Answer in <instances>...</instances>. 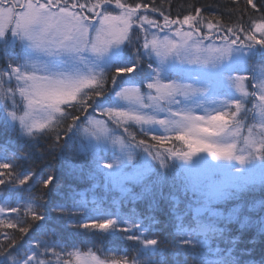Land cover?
I'll list each match as a JSON object with an SVG mask.
<instances>
[{
	"label": "snow or ice",
	"instance_id": "snow-or-ice-1",
	"mask_svg": "<svg viewBox=\"0 0 264 264\" xmlns=\"http://www.w3.org/2000/svg\"><path fill=\"white\" fill-rule=\"evenodd\" d=\"M232 3L241 15L253 10L247 27L193 6L173 18L156 0H0V125L18 145L10 153L0 146V264H164L155 215L89 200L98 183L74 193L71 206L50 199L56 174L24 166L32 161L25 145L44 136L67 158H83L81 172L102 177L105 188L127 193L125 184H141L152 212L165 187L198 194L189 223L173 212L176 264H189V253L194 264H251L236 255L238 238L225 248L209 244L233 222L264 237V216L241 218L242 204L227 217L212 207L264 189V6ZM257 208L264 211V200L247 211ZM60 225L113 244L69 248ZM117 240L132 242L136 255Z\"/></svg>",
	"mask_w": 264,
	"mask_h": 264
},
{
	"label": "trees",
	"instance_id": "trees-1",
	"mask_svg": "<svg viewBox=\"0 0 264 264\" xmlns=\"http://www.w3.org/2000/svg\"><path fill=\"white\" fill-rule=\"evenodd\" d=\"M148 2H151V0H148ZM254 2H256L258 6H264V0H254ZM169 4L171 7H169ZM156 6H162L165 14L170 13L173 18H176L177 15L182 16L183 14H187L191 11L190 6L205 8L210 10L212 14L221 16L226 25L240 23L244 24L245 27H247L249 17L254 14L253 10L249 7L248 10L241 15V13L236 10V6L232 3V0H166V2L165 0H156ZM244 7L245 0H240V8ZM208 14L209 12L206 11L205 15ZM255 15H259V13H255ZM160 19L162 21V18ZM19 51V45L15 48H9V52L13 55ZM4 65L5 60L2 53H0V67H3ZM93 115L99 117L98 113H94ZM64 127V125H61V144L67 138L63 131ZM81 138L82 133L78 132L73 139L79 143ZM83 138L86 139V137ZM139 138L143 137L140 136ZM148 139L150 140V138ZM69 143L71 144V142ZM0 146H7L9 153L14 148L18 147L15 142L14 134L3 128L2 125H0ZM25 150L32 154V161L24 163L25 167H35L38 170L40 168H45L46 171L54 172L58 177L56 181L58 191L54 192L50 197L54 203L58 202L71 206L74 193L83 192L84 190L91 188L93 183H98L99 187L88 193L89 200L93 197L102 199L105 207H119L122 202L123 211L125 212L135 209L136 212L143 213L144 215H155L159 223L153 225V235L158 236L165 242L162 248V257L158 255V258H162L164 264H176V258L173 254L177 249L175 248L173 241L176 238L175 225L177 221L173 212L185 215V223H189L191 212L188 205L192 203L193 207L198 206L194 203L198 198V194H193L191 191L185 192L179 187L175 189L165 187L164 199L161 200L157 193V206L155 211L152 212L149 210L151 197L144 194V188L141 184L134 182L125 184V187L130 190L127 193L122 192L119 187H113L112 185L105 188L102 177H97L95 180L90 179L88 175L89 170L86 167L84 168V171L81 172L79 166L85 163L83 158H67V153L62 155L60 147L54 145V139L52 136L41 137L36 142L35 147L25 145ZM137 151L140 150L138 149ZM109 155L111 154L109 153ZM128 171L132 172V169L129 168ZM179 183L180 181L178 180L177 184L179 185ZM40 191H43V189L37 190V192ZM138 195L140 198H136ZM172 197H175L179 203L177 204L176 200H173ZM238 197L239 198H227L225 201L219 203V205L212 207L221 212L224 217H227L237 204H242L245 211L241 214V218H243L244 215H247L252 220H257L261 216H264V211H260L258 208L256 211H247L249 205L264 200V189H261L259 185L241 192L238 194ZM46 199H48V197H46ZM199 199L202 204L203 198L199 197ZM202 219L207 221L210 218L207 213H204ZM81 220L82 217L77 215L71 218V223H78ZM218 223L221 222L218 221ZM229 230L230 234L225 235L223 238H210L209 244L213 247L225 248L229 246L231 238H238L240 241L236 246V255L238 258L242 261L251 262V264H264V237L258 234L255 227L241 229L239 223L233 222L229 225ZM57 236L58 239H60L62 243H65L69 248L73 244L78 247L84 244L89 246L95 244L96 247H109L113 244V240L110 237H105L100 234L93 236L85 233L83 230H78L74 227L65 225L57 227ZM200 238L203 239L204 237L201 236ZM115 243L118 244L123 251L127 252L129 257L136 255V252L132 247V242L117 240ZM242 252L244 254H241ZM193 255L194 253L188 254L189 264H194L192 260ZM179 259L182 261L183 256H180Z\"/></svg>",
	"mask_w": 264,
	"mask_h": 264
},
{
	"label": "rangeland",
	"instance_id": "rangeland-1",
	"mask_svg": "<svg viewBox=\"0 0 264 264\" xmlns=\"http://www.w3.org/2000/svg\"><path fill=\"white\" fill-rule=\"evenodd\" d=\"M207 42V41H206ZM217 43H220V41H217ZM188 67H193V65H188ZM186 83H190L191 81H185ZM99 118V117H97ZM227 198H221L219 199L216 203L212 204V206H217L219 205V203L225 201ZM216 210V209H215Z\"/></svg>",
	"mask_w": 264,
	"mask_h": 264
}]
</instances>
